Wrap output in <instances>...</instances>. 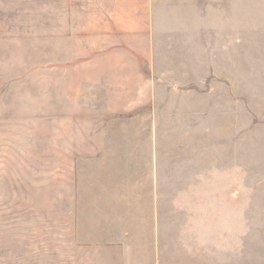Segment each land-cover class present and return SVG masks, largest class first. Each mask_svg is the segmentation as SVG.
<instances>
[{"label": "rangeland", "instance_id": "rangeland-1", "mask_svg": "<svg viewBox=\"0 0 264 264\" xmlns=\"http://www.w3.org/2000/svg\"><path fill=\"white\" fill-rule=\"evenodd\" d=\"M79 1L0 0V264H125L76 227L110 234L152 183L174 211L186 194L234 198L264 249V0H238L242 42L173 47L178 121L151 146L153 180L146 18Z\"/></svg>", "mask_w": 264, "mask_h": 264}, {"label": "crops", "instance_id": "crops-1", "mask_svg": "<svg viewBox=\"0 0 264 264\" xmlns=\"http://www.w3.org/2000/svg\"><path fill=\"white\" fill-rule=\"evenodd\" d=\"M78 3L79 0H64L65 5ZM85 3L104 5L106 13L99 19L146 18V47L155 53L154 105L149 115L153 135L147 139L153 180L151 146L164 141L161 128L167 126L166 122L178 121L173 47L242 42L238 0H86ZM112 25L119 27L121 34L132 32L128 21ZM254 26L263 30L251 34L264 33V23ZM159 186L151 184L148 200L144 196L143 200L125 206L124 213L119 212L114 224L108 226V235L84 223L78 224V243L113 246L118 242L125 264H264V260L257 259L264 255V249L256 248L253 222L246 221V214L244 221L237 222L234 198L227 196V203H220L214 197L186 194L183 199L174 200L177 201L174 211L171 199H156ZM230 186L234 187V183ZM189 189H203V183L182 184V190Z\"/></svg>", "mask_w": 264, "mask_h": 264}]
</instances>
